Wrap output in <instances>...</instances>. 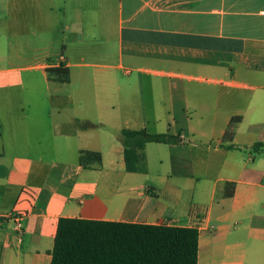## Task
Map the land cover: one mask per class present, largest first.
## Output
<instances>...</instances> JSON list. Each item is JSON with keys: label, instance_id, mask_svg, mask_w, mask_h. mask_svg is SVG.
<instances>
[{"label": "crops", "instance_id": "1", "mask_svg": "<svg viewBox=\"0 0 264 264\" xmlns=\"http://www.w3.org/2000/svg\"><path fill=\"white\" fill-rule=\"evenodd\" d=\"M122 129L183 142L127 173ZM60 218L193 227L197 264H264V0H0V264H50Z\"/></svg>", "mask_w": 264, "mask_h": 264}, {"label": "trees", "instance_id": "2", "mask_svg": "<svg viewBox=\"0 0 264 264\" xmlns=\"http://www.w3.org/2000/svg\"><path fill=\"white\" fill-rule=\"evenodd\" d=\"M47 79L58 83L69 82V72L63 66L48 69ZM239 120V119H238ZM232 118L223 141L233 136ZM87 129L88 124H79ZM118 138L123 148L127 173L144 172L146 144H180V135L149 134L145 130L122 129ZM228 149L233 148L228 146ZM78 166L98 169V152L79 151ZM225 196H231L233 184L227 183ZM198 230L193 227L147 225L60 218L51 251L50 264H197Z\"/></svg>", "mask_w": 264, "mask_h": 264}, {"label": "rangeland", "instance_id": "3", "mask_svg": "<svg viewBox=\"0 0 264 264\" xmlns=\"http://www.w3.org/2000/svg\"><path fill=\"white\" fill-rule=\"evenodd\" d=\"M73 76H75L74 73H73ZM51 87H55V86H51ZM56 87H59L61 90L68 89V86L56 85ZM71 88L75 91L74 97H75L76 101H85L84 94L76 88V85L74 83H73ZM30 99L33 101H47L48 96H47V94L44 93V88H39L38 90H35L31 93ZM62 101H65V98L62 97ZM150 147H155V146H150ZM148 149H150V148H147V151H148ZM147 153H149V152H147ZM196 157H197V162H198V156L196 155ZM150 158L151 159L153 158L152 159L153 161L152 160L150 161ZM156 158H157L156 153L153 154V157H152V155L151 156L149 155V166H150L151 172H153V173H155L159 170L158 164L156 162ZM161 168L162 167H160V169ZM197 168H198V163H197Z\"/></svg>", "mask_w": 264, "mask_h": 264}, {"label": "built area", "instance_id": "4", "mask_svg": "<svg viewBox=\"0 0 264 264\" xmlns=\"http://www.w3.org/2000/svg\"><path fill=\"white\" fill-rule=\"evenodd\" d=\"M25 217H26V214L17 209L12 210L11 213H9L8 215V219L13 224V229L16 232L18 241H21V235L23 232V222H24Z\"/></svg>", "mask_w": 264, "mask_h": 264}]
</instances>
